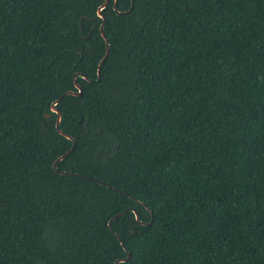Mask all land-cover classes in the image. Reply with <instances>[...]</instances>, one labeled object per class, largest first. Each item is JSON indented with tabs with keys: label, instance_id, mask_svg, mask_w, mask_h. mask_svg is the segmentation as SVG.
<instances>
[{
	"label": "trees",
	"instance_id": "16d2710c",
	"mask_svg": "<svg viewBox=\"0 0 264 264\" xmlns=\"http://www.w3.org/2000/svg\"><path fill=\"white\" fill-rule=\"evenodd\" d=\"M104 1L0 0V264H264V0Z\"/></svg>",
	"mask_w": 264,
	"mask_h": 264
},
{
	"label": "water",
	"instance_id": "95a60500",
	"mask_svg": "<svg viewBox=\"0 0 264 264\" xmlns=\"http://www.w3.org/2000/svg\"><path fill=\"white\" fill-rule=\"evenodd\" d=\"M117 2H118V0H115V1H114V9H115L118 13H121V12L117 9ZM133 2H134V0H132L131 8H130L127 12H129V11L133 8ZM108 3H109V0H105L104 3H102V4L99 6L98 10H97V14H98V16H99L100 18H102V24H101V26H100V30H101V32H102V35H103L104 38H105V41H106V54L104 55V57L101 59V61H100V63H99V66H98V76H99V77H98L97 80L100 79V73H101V67H102V64H103V62L106 60V58H107V56H108V54H109V51H110V42H109V39L106 37V35H105L104 32H103V28H104V26H105V24H106V17H105V15L102 13L103 9L107 7ZM84 77H86V76H84ZM86 78H87V77H86ZM75 87L77 88V91H67V92H65L63 95H61L57 100H55V101L52 103V111L55 112V113H57L56 127H57L58 131H59L62 135H64L65 137L71 139L72 142H73L72 147H71L66 153H64L62 156H60V157L54 162V168H55V169H57V162H58L59 160L63 159V158L69 153V152H71L72 150H74L75 147H76V144H77V141H76V139H75L74 137H72V136L69 135V134H66L65 132H63V131L60 129L61 112H60V110L56 107L57 103H58V102H59V101L65 96V95H68V94L76 95V96H82V95H83V92H84V91H83V88H82V86H81L77 81H75ZM60 173H67V172H66V171H60ZM129 209H130V208L126 209L125 211H128ZM131 209H133V208H131ZM133 210H134L135 213H136V218H137L138 220H140V215H139V213H138L135 209H133ZM125 211H123V212H125ZM123 212L118 213L116 216L112 217V219L109 221V225L111 226L112 220H113L115 217L120 216ZM121 243L123 244L122 240H121ZM129 257H130V254H128V256H127L126 258L116 260V261H115V264H119V262H121V261H127V260L129 259Z\"/></svg>",
	"mask_w": 264,
	"mask_h": 264
}]
</instances>
